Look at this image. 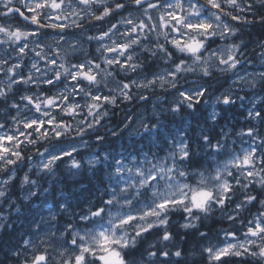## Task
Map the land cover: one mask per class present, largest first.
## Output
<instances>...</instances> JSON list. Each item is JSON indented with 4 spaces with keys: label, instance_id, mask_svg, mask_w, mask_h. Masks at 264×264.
Wrapping results in <instances>:
<instances>
[{
    "label": "clouds",
    "instance_id": "9594fccd",
    "mask_svg": "<svg viewBox=\"0 0 264 264\" xmlns=\"http://www.w3.org/2000/svg\"><path fill=\"white\" fill-rule=\"evenodd\" d=\"M0 264H264V0H0Z\"/></svg>",
    "mask_w": 264,
    "mask_h": 264
}]
</instances>
